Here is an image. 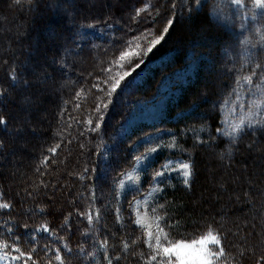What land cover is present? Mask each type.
I'll return each instance as SVG.
<instances>
[{
	"label": "rangeland",
	"instance_id": "1",
	"mask_svg": "<svg viewBox=\"0 0 264 264\" xmlns=\"http://www.w3.org/2000/svg\"><path fill=\"white\" fill-rule=\"evenodd\" d=\"M40 1L42 2H40L42 8L35 9L33 17H30L29 14L22 17V10H12L9 0H0V8L3 9L4 14H0V18L3 15V19H0V60L2 53L9 47V43H16L15 45L10 44L13 49L10 58L16 61L19 54H21L22 65H36L37 67L36 70H32L30 73L31 79L36 80L38 78L41 81L49 79V82L42 81L43 85L31 92V99L27 100V102H21V109L24 113L23 116H25L24 121L32 107L40 105L41 97L47 96L49 100H52L60 92L58 91L59 89L67 90V85H69V82L51 81V78H56L54 74L49 76L52 72L48 68L54 56L48 57L46 50L56 47L58 40H60L57 30H43L49 37L47 44L39 48V57L36 60L32 61L28 58L27 51L31 50L32 45L27 44L33 43L35 38L33 36L25 38L24 35L34 25L33 21L37 18L39 22H49L52 18L51 11L63 10L72 14L75 10L81 13L86 7L87 9H96L99 6L108 11L110 7L116 4H119L122 12L124 14L126 12L125 15H127L130 4L129 0H83L85 3L83 6H75L80 0ZM146 6H149V2ZM150 6L152 9L158 8V12L163 14L161 16L156 15L150 25L151 28L148 31H144L146 35H144V32L139 37H137V34L130 35L133 45L122 51L114 59L113 63H111V58H106L103 59V62L108 60L110 64L108 63L101 67L99 59H94L97 70L90 78V85L94 92L88 91L84 95L86 97L84 99V108L83 103L80 104L81 101L77 100V98L82 100L81 96L83 93L79 92L74 96L75 110L79 109L78 115L82 116H74L71 122L75 124L82 122L87 125L84 128L85 131L82 132L83 142L87 145L91 144V146L84 148L85 150L82 151H71L70 147L55 146V150L51 151L53 154L59 155L63 150H66V154L60 156L63 165L59 171L60 174L66 175L68 172L73 173V171L75 172L79 169L77 171L79 175L76 176V179L75 177L73 179L76 182L74 189L75 194H77L72 195L74 200L69 201L68 197L62 199L57 197L54 202L56 205H47L46 207L60 214L65 207H71L70 204L73 203V206H77L80 210L82 208L83 210L81 211L83 213L91 214L95 219H99L97 217L98 213L102 211L104 219L114 221L115 229L120 234V240L122 237L126 238L124 253L128 251L130 242L133 245L134 239L139 237V235H134V233L139 232L142 234L140 235L141 237L144 236L145 247L152 252L148 259L145 258L144 264H158L161 260L167 262L169 259L166 255H158L155 261L151 259V256L155 254V239L157 236H159L162 245L174 249L171 257L172 264H181V261H184L185 264H193L197 259L199 247H181L180 245H191L193 241H198L205 236L191 241L171 242L167 240L169 235L165 227H168L169 223L167 220L169 219L166 208H159L163 212H159L155 208H157L156 202L168 186L176 182L185 183V179H187L185 184H188L192 180L191 153L184 148L186 147L184 141L187 136H194L200 142L202 138H206L209 135L210 127H185L180 128L181 130L178 131L175 128L165 127L164 125L168 121L174 122L190 118L191 116L203 117V114H209V110L205 111L202 108L203 114L197 110L199 103L202 104L204 101L202 88L209 83L214 92L226 91V95L220 103V127L216 130L219 135L226 139L234 140L246 131L264 128V10L257 8L255 0H241L240 4H237L235 0H164V2L160 0V3L154 5L152 2ZM115 22V20L110 19L104 23L80 26L77 29V45L75 49L77 50L87 44L96 45L99 40H112L118 28V24ZM58 26L59 24L55 28ZM43 33L42 35L46 36ZM36 35L38 38V33ZM43 36H39L38 40L42 42V39H45ZM66 40L68 39H63L61 48L66 44L72 43V41ZM157 40L159 43L154 44L153 42ZM163 42H165V47L167 45L169 47L167 53L162 54V56L149 58L143 63L146 59L143 57H148ZM177 44L181 45V47L195 45L199 49L187 48V64L174 73L167 74L154 97L146 100H136L132 105L126 102L125 106L129 105L128 109L122 111H125L122 119L117 121L118 124L109 133L110 138L104 140L100 147L99 160H97V164L99 163L97 169L99 176L97 179L103 181L108 177V180L104 181L103 184L99 183L98 212L96 216L94 212L92 215L91 207L93 203L88 195V189L90 188L85 184L84 177L88 175L90 169L91 173L92 170H95V161L92 167V162L82 164L78 160L81 154L84 157L91 158L96 153L95 147L92 146L96 140L95 132L97 127L108 118L109 114V106L106 107L104 105L110 101V98H113V94L119 86L117 84L118 80L119 83L127 80V88L144 84L149 75L158 68L157 66L165 65L172 60L175 50H179ZM149 48H151V51H148ZM216 50L218 52L219 50L222 51L223 54L219 53V57H213L211 54L215 53ZM121 56L124 57L123 60H121ZM62 60L61 57L59 61ZM74 60H78L81 65H86L87 61H90L89 57L84 54H78V56L73 57ZM69 64L72 70L73 67L70 61ZM204 65L207 68L214 69V71L216 70V72L214 75H208L206 77L208 80L195 93H198L199 99L193 100L188 107L171 110L183 97L186 89L197 82L199 71ZM138 66L139 68L137 69L136 67ZM73 70V73L70 71L71 76H67L65 79L72 80L74 78V81H76L80 75L75 68ZM121 77L123 79H120ZM97 83H100V85H97ZM195 94H192V96ZM86 95H89V100L87 101H85L87 99ZM25 96L27 94L22 97ZM206 104L210 106L212 100H207ZM202 107H204V104H202ZM50 109L51 107L49 106H43L41 112L35 114L37 116L36 125L39 128L47 125L41 116L44 114L43 112L47 113ZM171 111L175 112V114L171 115ZM16 113L19 114V112ZM145 125H158L159 128L147 130L143 128ZM69 130H73L74 134L75 129L73 127H69ZM137 130H140L137 137L131 141L129 146L125 147V150H127L125 155L128 154V156H118L120 144L118 141L128 138ZM68 133L67 131L64 132V140ZM72 138V141H74L75 138ZM21 143L23 144L24 142L21 141ZM38 145V142L37 145L31 146L32 148L20 145L25 149H18L19 152L16 151L15 153L18 152V154L23 156L32 155L31 149L38 148ZM66 145L69 146L70 143ZM209 152H205L202 155L203 164L201 163L200 170L203 179L199 185L201 190L193 199L196 211L199 210L198 207L207 210L208 200H213L215 194H217L220 205L229 203L230 200L236 198L235 202L237 205L240 204L243 196L240 195L239 189L235 184L230 193L220 194L216 186L221 181L224 182L229 179V181H235L238 184L243 182V184H249L252 188V186L256 187L255 180H259L264 185L261 178L254 177L264 176V147L256 148L249 153V157L243 156L241 158V165L243 160L248 162L249 171H243L241 167L231 170L228 167H223L222 163L220 164L218 161H216V164L215 161L213 162L214 164L212 162L210 164L211 160L207 159ZM146 154L149 155L146 157ZM137 156L141 157L139 161L136 159ZM11 158L12 156H8L6 162L11 160ZM30 158L27 160L30 161ZM27 160L17 164V168L15 167L14 170L7 169L6 173L12 174L16 182L23 180L21 166L23 168L26 167ZM182 163L190 165L189 169H187L189 172L187 178L184 177L185 170L181 168ZM125 165L128 166L123 171L122 168ZM153 166L155 167L154 170ZM115 167L119 168V171L118 174L115 173L113 176ZM239 168L244 174L239 175L240 173L236 172ZM157 172L162 174L157 177ZM145 176L148 179H145ZM29 182L33 183L32 180ZM256 190L251 196L258 200L257 205L262 206L264 197L261 184L256 187ZM152 192L153 194L148 198ZM84 199H87L86 203ZM93 207L95 208L96 206ZM251 210H245V213L249 214ZM45 226L47 227L45 224L39 225L28 231L26 235H21V231L16 232L10 228L7 220L0 221V245H10L9 248L0 247V264H31L30 260H27V256L30 254L32 259V254L39 256L41 253L38 244L35 243L38 238L45 237V240L52 241L50 245L52 247L58 238H55L48 227V231H45ZM150 233L151 235H149ZM67 243L64 241L61 246L70 252L71 250H68L69 244ZM206 247L213 252L217 251L216 245L209 244ZM219 247H221V241ZM16 248L20 249V253H24V256L20 259H13V257H20V253L14 250ZM54 249L57 250L59 248L55 246ZM106 251L105 247L99 246L92 247L86 252L82 251V253L88 262L104 264L101 254ZM45 252L49 253V249ZM61 252L59 250V253ZM221 257L213 258V264H222L220 262Z\"/></svg>",
	"mask_w": 264,
	"mask_h": 264
},
{
	"label": "trees",
	"instance_id": "2",
	"mask_svg": "<svg viewBox=\"0 0 264 264\" xmlns=\"http://www.w3.org/2000/svg\"><path fill=\"white\" fill-rule=\"evenodd\" d=\"M40 2V0H9L12 10H22V17L28 16V14L33 17L34 10L42 8V2ZM82 2L83 0H80L75 6H83L85 3ZM129 2L127 15H125L126 12L125 14L122 12L121 6L116 4L110 7L108 11L102 6L96 9H87L86 7L83 12L79 13L75 10L72 14L63 10L51 11L52 18L49 22H39L37 18H34L36 20L33 21L34 25L24 35L25 38L30 36L35 38H33V43L27 44L32 45L31 50L27 51L28 58L32 61L36 60L39 57V48L47 44L49 37L45 34V30H57L60 40H58L56 47L46 50L48 57H55H52V63L48 68L52 72L49 76L54 74L56 78H51V81L69 82V85H67V90L59 89L58 91L60 92L52 100H49L47 96L41 97L40 105L32 107L25 121L21 102H27V100L31 99V92L40 88L43 85L42 81L49 82V79L42 81L38 78L36 80L31 79L30 73L32 70H36L37 67L36 65H22L21 54H19L16 61L10 58L13 50L10 44L15 45L16 43H9V47L2 53L0 60V116L6 118L7 123L0 124V204L8 203L11 207L9 209H0V221L7 220L10 228L16 232L21 231V235H26L31 229L45 224L55 238H58L52 247H50L52 241L45 240V237L38 238L35 243L38 244L41 253L39 256L32 254L31 264H49V261H51V264H61V261H57L54 258L55 246H58L59 250L62 251L60 255L63 264H94L85 259L86 257L82 251L86 252L92 247L99 246L107 249L105 253L101 254L104 264L109 262L110 264H144L145 258L148 259L152 254L151 250L145 247L144 236L141 237L140 235L142 234L139 232L134 233V235H139V237L134 239L133 245L130 242L128 251L124 253L126 238L122 237L120 240V234L115 229L114 221L104 219L102 211L98 213L97 217L99 219H95L93 216L91 222H89L87 219L88 215L81 211L83 209L81 208L80 210L77 206H73V203L70 204L71 207H65L60 214L46 207L47 205H56L54 202L57 197L60 199L68 197L70 201L74 200L73 194L77 195L74 189L76 182L73 179L74 177L76 179V176L79 175L77 174L79 169L75 172L73 171V173L68 172L66 175L60 174L59 171L63 167L60 156L65 155L66 150H63L59 155L53 154L51 151L55 150V146L70 147L71 151H82L85 150L84 148L91 146V144L87 145L83 142L82 132L85 131L84 128L87 125L82 122L75 124L71 120L74 116H82L78 115L79 109L75 110L74 96L79 92L83 93V95L81 94L82 100L79 98L77 100L81 101L80 104L83 103L84 108V99L86 98L84 95L88 91L94 92L90 85V78L97 70L94 59H99L101 67L105 64H110L108 60L103 62V59L111 58V63H113L114 59L122 51L133 45L130 35L137 34V37H139L144 31H148L151 28L150 25L157 14L158 16L163 14L158 12V8L152 9L150 6L152 2L154 5L160 3V0H129ZM148 2L149 6H146ZM28 5L29 7H27ZM0 14H3V9L1 8ZM3 15L0 19H3ZM110 19L115 20V23L118 24L112 40H99L96 45L87 44L77 50L75 49L77 45V29L80 26L104 23ZM57 24L59 26L55 28ZM36 33H38V38ZM42 33L46 36H43ZM144 35H146V32H144ZM39 36H43L47 40L42 39L41 42V40H38ZM65 38L68 39L66 41H72V43L66 44L61 48V45H63L62 41ZM99 43L100 45H98ZM72 45L73 47L71 48ZM164 45L165 42L158 45L148 57H143L146 58L143 63L149 58L162 56V54L167 53L169 47ZM195 45L183 47L180 45L181 48H179L177 44L179 50H175L176 53L174 52L172 60L165 65L157 66L158 68L149 75L144 84L127 88V80H123L119 83L113 98H110V101L105 103L104 106H109V114L108 118L100 124L101 126L97 127L95 132L96 140L92 146L95 147L96 153L91 158L84 157L81 154L78 160L82 164L92 162V167L95 161V170H92L91 173L90 169L88 175L84 177L85 184L90 188L88 189L89 198H91L93 206H96L95 208L89 206L92 209V215L94 212L96 216L98 212L99 183L103 184L104 181L108 180V177L103 181L97 179L99 176L97 171L99 163L97 164V160H99L100 147L104 140L110 138L109 133L114 130L115 125L118 124L117 121L122 119V115L125 113V111H122L128 109L129 105L125 106L126 102L132 105L136 100H146L154 97L165 76L174 73L187 64V48L199 49ZM219 53L223 54L220 50L210 54L213 57H219ZM78 54H84L89 57L90 61H87L86 65H81L78 60L73 61V57L78 56ZM61 57L63 60L59 61ZM69 61L72 67L79 72L80 76L76 81H74V78L72 80L65 79L67 76H71V72L73 73L74 71L73 68V71L71 70ZM139 66L136 68L138 69ZM215 72L216 70L214 71L212 68H207L205 65L202 66L197 82L186 89L183 97L171 110L188 107L193 100L199 99L198 93H195L208 80L206 77L214 75ZM64 74L66 75L65 77ZM97 85H100V83H97ZM202 90L204 92V101L202 103L204 107L199 103L197 110L203 114V108L205 111L209 110V114H203V117L191 116L190 118L174 122L168 121L164 125L165 127L175 128L178 131L185 127H210L209 135L206 138H202L200 142L194 136H187L184 141L186 145L184 148L191 153L192 180L188 184L176 182L168 186L156 202L157 208L155 209L163 212L159 208H166L169 219L167 220L169 225L165 227L169 235L167 240L171 242L191 241L207 236L211 231L221 241L223 255L220 262L222 264H264V259H262L264 257V204L262 206L257 205L258 200L251 196L254 191H257L256 187L261 184L264 197V185H262L261 181L255 180L256 187L252 186V188L249 184H243V182L238 184L235 181H229V179L228 181H221L216 186L220 194L230 193V190L234 187L233 185H236L240 195L243 196L239 205L235 202L237 198L230 200L229 203L220 205L217 194H215L213 200H208L207 210L198 207L199 210L196 211L194 207L193 199L201 190L199 185L203 179L200 170L203 164V153L210 151L207 158L211 160L210 164L214 161L216 164V161H218L220 164L222 163L223 167H228L231 170L241 167L243 171H249L248 162L243 160L241 165V158L243 156L249 157V153L256 148L264 147V128L246 131L234 140H229L219 135L216 130L220 127V103L223 101L226 91L214 92L209 83ZM24 94H27V96L22 97ZM192 94L195 95L192 96ZM86 96L87 99L85 101L89 100V95ZM209 99L212 100L210 106L206 104ZM43 106H49L51 109L47 113H42L41 118L47 125L39 128L36 125L37 116L35 114L40 113ZM16 112H19V114ZM170 114L174 115L175 112L171 111ZM69 127L75 129L74 134L73 130H69ZM143 128L153 130L159 128V126L145 125ZM140 130L135 131L128 138L118 141L120 142L118 156H128V154L125 155L127 151L125 147L129 146L131 141L137 137ZM66 131L69 133L64 140V132ZM71 136L75 138L74 141H72L73 138ZM21 141L24 143L22 144ZM37 142L39 144L38 148L31 149L32 155L23 156L18 154L20 149H25L20 145L28 148L37 145ZM68 143H70L69 146L66 145ZM16 151L18 152L15 153ZM8 156H12V158L6 162ZM29 157H31L30 161L27 160ZM24 160H27V165L24 168L21 166L23 180L16 182L12 174H7L6 170H14L15 167L17 168V164H21ZM127 166L125 165L122 170H126ZM154 168L153 166V170ZM242 170L239 168L236 172L240 173L239 175L244 174ZM118 171L119 168L115 167L113 176L115 173L118 174ZM110 172L112 175V169ZM111 175L109 176L111 177ZM254 177L261 178L264 182V176ZM145 179H148V177L145 176ZM31 180L33 183L29 182ZM84 201L86 203L87 199H84ZM123 202L125 203V201ZM248 209H252L249 214L245 213V210L248 211ZM64 241L68 242V250H71L70 252L62 248L61 243ZM45 246L49 249V253L43 251Z\"/></svg>",
	"mask_w": 264,
	"mask_h": 264
},
{
	"label": "snow or ice",
	"instance_id": "3",
	"mask_svg": "<svg viewBox=\"0 0 264 264\" xmlns=\"http://www.w3.org/2000/svg\"><path fill=\"white\" fill-rule=\"evenodd\" d=\"M235 2L237 4L241 3V0H235ZM255 5L257 6V8L264 10V0H255ZM155 43H159V41H154ZM148 51H151V48L148 49ZM124 57L121 56V60H123ZM120 79H123V77H121ZM117 84H119V80L117 81ZM7 120L6 118L0 116V124H6ZM149 154H146V157ZM138 161L141 159V157L137 156L136 158ZM190 165L186 164V163H182L181 164V168L184 169V177L187 178L189 176V172L187 171V169H189ZM162 173L161 172H157L156 176L159 177ZM129 179H131V177H129ZM185 183H187V179H185ZM11 207L10 204L8 203H3L0 204V209H9ZM88 221L91 222L92 220V216L91 214L88 215L87 217ZM45 231H48L47 227L45 226L44 228ZM151 235V233L149 234ZM212 244V245H216L217 246V251L213 252L210 248H207L206 246ZM220 245V240L219 238L214 235L211 231L207 234V236L203 237L202 239L198 240V241H193L191 245H180L181 247H192V248H196L199 247V251L197 253V259L193 262V264H213V258H219L220 256L223 255V249L221 247H219ZM0 247L3 248H9L10 245L8 244H3L0 245ZM16 252L20 253V249L16 248L14 249ZM44 251H47V247L45 246ZM70 251V250H69ZM174 249L171 247H166L164 245L161 244L160 242V238L159 236L156 237L155 239V254L151 256V259L153 261H155L157 259L158 255H166L169 257L168 261L165 262L163 260L159 261L158 264H172V255H173ZM24 256V253H20V257H13V259H20L21 257ZM55 260L57 261H61V264H63L62 261V257L59 253V249L55 250V256H54ZM262 259H264V257H262ZM27 260H31V255L29 254L27 256ZM49 264H51V261H49ZM110 264V262H109ZM181 264H185L184 261H181Z\"/></svg>",
	"mask_w": 264,
	"mask_h": 264
},
{
	"label": "bare ground",
	"instance_id": "4",
	"mask_svg": "<svg viewBox=\"0 0 264 264\" xmlns=\"http://www.w3.org/2000/svg\"><path fill=\"white\" fill-rule=\"evenodd\" d=\"M179 48H181L180 45H179ZM152 194H153V192L148 196V198H150Z\"/></svg>",
	"mask_w": 264,
	"mask_h": 264
}]
</instances>
